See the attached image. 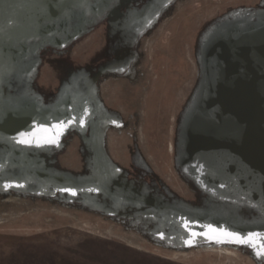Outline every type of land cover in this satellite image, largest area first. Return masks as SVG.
<instances>
[{"label": "rangeland", "instance_id": "374dc122", "mask_svg": "<svg viewBox=\"0 0 264 264\" xmlns=\"http://www.w3.org/2000/svg\"><path fill=\"white\" fill-rule=\"evenodd\" d=\"M0 1V264H264V0Z\"/></svg>", "mask_w": 264, "mask_h": 264}, {"label": "snow or ice", "instance_id": "6c2138e0", "mask_svg": "<svg viewBox=\"0 0 264 264\" xmlns=\"http://www.w3.org/2000/svg\"><path fill=\"white\" fill-rule=\"evenodd\" d=\"M68 123H71V121H69ZM83 123V121H81V124ZM55 127V126H54ZM29 136H34V133H25V132H20L18 134V137L14 138L15 142L17 144H21V145H28L31 146L35 143V146L40 147L41 142L38 140H34V139H26L25 137H29ZM44 143L47 144H53L56 143L55 139H48L45 140ZM10 187V185H5V188ZM64 191H71L70 189H64ZM72 195H75V192L71 193ZM188 226V222L185 221V227ZM209 228L210 231H217L216 229L212 228L211 225L207 226ZM223 236L229 238L230 242H235L238 244H247L251 247H256V244L254 243L253 238H259L261 240V244L259 245V249L257 251V255L258 256H264V236H261V234L258 233H249L247 236H241L239 233L236 232H228L226 230H219ZM193 235H199L197 233H193ZM163 238V236L161 237Z\"/></svg>", "mask_w": 264, "mask_h": 264}, {"label": "bare ground", "instance_id": "6f19581e", "mask_svg": "<svg viewBox=\"0 0 264 264\" xmlns=\"http://www.w3.org/2000/svg\"><path fill=\"white\" fill-rule=\"evenodd\" d=\"M7 14V11H6V8H5V6H4V3H2L1 1H0V20H1V18L4 16V15H6ZM6 61H5V57L2 55V53L0 52V70H1V68L2 67H4V63H5ZM18 134H19V132L18 133H12V135H13V137H18ZM30 137V136H29ZM29 137H25V138H29ZM47 138H49V137H47ZM52 138V137H51ZM253 152H255V150H252L251 148L248 150V154H247V157H248V160L250 161V163H252L251 165H252V179L254 180V181H259V173L261 172V168H260V166H259V161H258V159L257 160H255L254 158V153Z\"/></svg>", "mask_w": 264, "mask_h": 264}]
</instances>
